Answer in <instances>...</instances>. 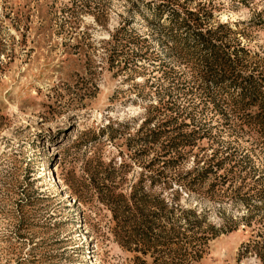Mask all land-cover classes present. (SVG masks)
Segmentation results:
<instances>
[{
  "label": "rangeland",
  "instance_id": "374dc122",
  "mask_svg": "<svg viewBox=\"0 0 264 264\" xmlns=\"http://www.w3.org/2000/svg\"><path fill=\"white\" fill-rule=\"evenodd\" d=\"M263 187L264 0H0V264H264Z\"/></svg>",
  "mask_w": 264,
  "mask_h": 264
},
{
  "label": "trees",
  "instance_id": "16d2710c",
  "mask_svg": "<svg viewBox=\"0 0 264 264\" xmlns=\"http://www.w3.org/2000/svg\"><path fill=\"white\" fill-rule=\"evenodd\" d=\"M263 189H264V187L262 188V191H263ZM263 194V193H262ZM136 195V193L134 192V194H133V197ZM135 199V198H134ZM125 201H127L126 199H125ZM139 201V199H137V200H134V203L132 204V205H138L137 204V202ZM127 203L129 204L130 202L129 201H127ZM166 204H167V206L168 205H171V203H169V202H166ZM175 204H173L172 203V206L171 207H175L174 206ZM263 206H264V199H263ZM132 207V206H131ZM195 213L193 210H189V213ZM187 224H191L190 222H188ZM141 234V233H140ZM140 240H141V242H143V244H144V246H148V244L150 243V242H152L151 240H150V237H148V234H146V233H143L142 235H140Z\"/></svg>",
  "mask_w": 264,
  "mask_h": 264
}]
</instances>
